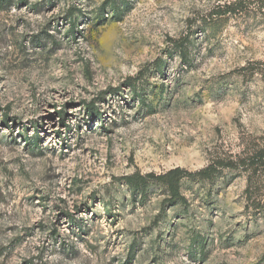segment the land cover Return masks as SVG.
<instances>
[{"label":"rangeland","instance_id":"1","mask_svg":"<svg viewBox=\"0 0 264 264\" xmlns=\"http://www.w3.org/2000/svg\"><path fill=\"white\" fill-rule=\"evenodd\" d=\"M221 3L0 11V264H264L235 165L264 136L244 70L264 26L213 19ZM176 169L178 200L161 180Z\"/></svg>","mask_w":264,"mask_h":264},{"label":"trees","instance_id":"2","mask_svg":"<svg viewBox=\"0 0 264 264\" xmlns=\"http://www.w3.org/2000/svg\"><path fill=\"white\" fill-rule=\"evenodd\" d=\"M213 14V19L224 22L232 19L252 24L253 28L264 26V0H221ZM11 0H0V11L8 9ZM6 8V9H5ZM252 75H259L264 83V60L251 61L244 68ZM242 152L236 156V168L247 175L246 207L251 217H264V136L252 137ZM232 166V164H230ZM214 166L202 170L203 177L208 178ZM183 170L176 169L164 175L161 180L166 184L174 199H183L179 193L180 175Z\"/></svg>","mask_w":264,"mask_h":264}]
</instances>
